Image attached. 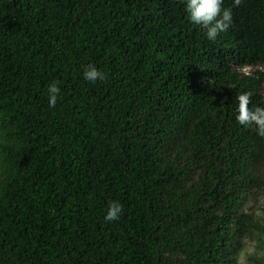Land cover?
<instances>
[{"label":"trees","instance_id":"trees-1","mask_svg":"<svg viewBox=\"0 0 264 264\" xmlns=\"http://www.w3.org/2000/svg\"><path fill=\"white\" fill-rule=\"evenodd\" d=\"M185 4L0 0V264H264V0L215 40Z\"/></svg>","mask_w":264,"mask_h":264},{"label":"clouds","instance_id":"clouds-1","mask_svg":"<svg viewBox=\"0 0 264 264\" xmlns=\"http://www.w3.org/2000/svg\"><path fill=\"white\" fill-rule=\"evenodd\" d=\"M240 3V0H233V6ZM223 0H186L185 8L188 18L194 24H202L206 28V38L215 40L219 33L225 32L232 23L231 8H222ZM83 78L86 81H96L105 79L103 71L98 69L95 64L89 63L84 71ZM48 105L54 106L57 101V94L60 92L59 82L49 83L48 88ZM248 91L238 95V106L236 120L241 125L254 124L259 136L264 137V105H258L254 109H249ZM122 212V204L116 200H110L103 216L104 221H113L118 219Z\"/></svg>","mask_w":264,"mask_h":264},{"label":"rangeland","instance_id":"rangeland-1","mask_svg":"<svg viewBox=\"0 0 264 264\" xmlns=\"http://www.w3.org/2000/svg\"><path fill=\"white\" fill-rule=\"evenodd\" d=\"M259 68H262V70H264V65L258 66ZM263 85H264V81H263ZM260 207L257 206V204L252 203V209L255 210V212H261L262 215L264 216V195H262L261 199L259 200V204ZM259 250V248L257 247L256 241L255 240H251L249 241L244 249V252L240 253V259H239V263L241 264H245V258L247 256V254H251L255 251Z\"/></svg>","mask_w":264,"mask_h":264}]
</instances>
